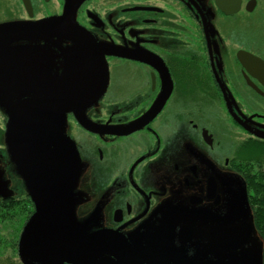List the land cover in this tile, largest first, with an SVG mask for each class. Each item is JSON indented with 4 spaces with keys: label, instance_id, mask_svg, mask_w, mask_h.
I'll return each mask as SVG.
<instances>
[{
    "label": "flooded vegetation",
    "instance_id": "obj_1",
    "mask_svg": "<svg viewBox=\"0 0 264 264\" xmlns=\"http://www.w3.org/2000/svg\"><path fill=\"white\" fill-rule=\"evenodd\" d=\"M14 25L21 29L8 31ZM0 58L7 96L8 80L91 79V98L47 96L74 107L94 98L106 67L99 99L62 115L84 160L72 192L74 201L76 189L90 199L76 209L95 220L85 234L116 231L133 264H222V253L249 242L233 251L210 237L253 224L244 176L264 149V0H0ZM28 92L6 104L17 117L15 103ZM24 198L27 222L29 195L8 197Z\"/></svg>",
    "mask_w": 264,
    "mask_h": 264
},
{
    "label": "rangeland",
    "instance_id": "obj_2",
    "mask_svg": "<svg viewBox=\"0 0 264 264\" xmlns=\"http://www.w3.org/2000/svg\"><path fill=\"white\" fill-rule=\"evenodd\" d=\"M0 69L3 72V76L0 77V89H4L6 87V72L8 70L7 64L4 58H0ZM43 76V75H41ZM123 81L127 83L129 78V73L127 72L126 68L122 71ZM51 80V79H46ZM85 83L91 84V79L84 81L81 79L71 80V78H66L59 82L58 80L55 81H16V80H8V96L5 93L0 94V113L2 114L4 120L0 122V128L3 130V135L0 134V197L8 196L11 197L13 195H18L19 197H25V194H29L33 187L30 183H26L23 179V171L24 169H38L42 173L47 172V174L51 175H59L61 173L63 175L64 172L69 168L68 160L66 155H68V149L61 142L53 133L38 128L35 125H32L28 122L23 121L20 123L19 119L13 115V112L8 110L6 104L11 101V98L18 94L22 90L34 91L35 94L44 95L45 97L50 96L53 98L56 97H67L82 100L84 98H91L89 96H85V91L89 87L85 86ZM95 84V80L92 85ZM124 88L126 89V85L124 84ZM26 103L23 104L25 109L28 111L29 114L35 116L36 118L40 119L43 122L52 125V127L58 128L60 131L63 132L65 135H70L74 133V130L70 128L69 122L66 118L62 117L65 115V112L58 109L49 107V104L41 101L31 100L28 99L25 101ZM38 106H44L46 108H41ZM48 106V107H47ZM83 115H86L83 113ZM60 116V117H58ZM62 122H59V121ZM1 121V119H0ZM4 122V123H3ZM8 122V124H6ZM253 122H257L256 118H253ZM1 131V130H0ZM234 131V130H233ZM234 134V132H233ZM235 141L236 139H231ZM86 143V142H85ZM84 143V144H85ZM82 146L83 151H85L86 146L80 144ZM85 147V148H84ZM257 153V152H256ZM253 153L252 156V163L247 168V172H252L253 175L251 177L257 176L259 173L258 163L256 162L255 154ZM41 160L42 164L33 165L32 160L38 159ZM61 158V161H60ZM264 158V157H263ZM59 159L58 163L54 160ZM263 160V159H262ZM81 166H84V160L81 163ZM84 168V167H83ZM29 172V171H25ZM32 172V171H31ZM36 174L35 172H32ZM21 176L23 179V184L19 185L18 180L15 176ZM238 183L237 191L240 192L241 198L243 203L245 204V190H244V182L242 181L241 177H236ZM246 180V176H244ZM21 179V178H20ZM225 187H229L231 184V180L229 176L223 177ZM247 181H245L246 183ZM253 184V182H252ZM42 188H47L49 191V186L47 184H42ZM76 198H75V206H73L74 221L85 227V230L82 232L90 231V225L86 222L88 220L79 218L84 215H79L76 213V209L82 207L90 200L88 197L85 196V193L80 189H76ZM94 192L92 195H95ZM74 201V198H73ZM98 199L96 200V202ZM74 204V202H73ZM28 204L26 203V207ZM247 210L249 213L248 205ZM235 209L232 208L229 216H234ZM240 213H245V211H241ZM30 213H28L29 215ZM86 217V216H85ZM27 219V218H26ZM26 222V220H25ZM20 223L18 224V226ZM22 230V229H19ZM20 233V232H19ZM19 236V235H18ZM74 237L66 236L62 237L60 241L62 242L60 248L66 245L69 241H71ZM104 239L103 236H99L94 241H88L84 244L83 247L78 248L73 256V261L80 263L78 257H83L89 252L98 253L101 250L100 244L104 243L102 241ZM11 240L10 229H8V241ZM17 241L16 239V246L13 249L9 247L8 244L0 243V264H14L18 262L16 248H17ZM113 249L116 251L115 246H112ZM60 248L55 249L56 251H44L39 258L43 261L48 260L49 258L55 256ZM262 251H263V239L262 236L257 232L255 228H253L251 237L249 242L246 243L242 248L234 253L229 254H221V261L222 264H262ZM8 261V263H7Z\"/></svg>",
    "mask_w": 264,
    "mask_h": 264
},
{
    "label": "water",
    "instance_id": "obj_3",
    "mask_svg": "<svg viewBox=\"0 0 264 264\" xmlns=\"http://www.w3.org/2000/svg\"><path fill=\"white\" fill-rule=\"evenodd\" d=\"M17 29H21V27L17 25L12 26L11 28L8 27V31ZM102 68L104 74L102 86L94 98L90 102H86V104H83L82 101H78L82 104L74 107L72 105L63 104L53 98L29 92L20 96L15 103V112L22 118L21 119L16 116L20 123L25 121L37 126L38 128L53 133L69 150L68 155H66L69 168L64 172L65 175H63L61 171H59V175L54 176L47 174L46 171H44L45 173H42L38 169L22 170L24 172V181L33 186L30 187L31 191L28 195L35 206V211L23 226L17 242V255L21 264H122V260H124V264H133V256L129 254V252L133 253L132 248L129 246V243L116 231L98 230L90 234H85V232L82 233L85 230V227L77 224L73 219V206H75V201H73L72 191L79 177L81 167L78 152L74 144L65 134H63L62 131L54 126L52 127V125H49L46 122L41 121L35 116H32L23 106V104L26 103L25 101L31 99L45 102L49 104V107H53L55 105L60 106L63 109H66L62 110L64 112L71 109L79 111L80 109L95 103L99 99L106 83L107 74L105 65H102ZM164 98L165 96H161L159 100L163 101ZM78 113V123L89 129V126L86 124V120L83 116H81L80 112ZM133 129L134 125L128 127L129 132ZM54 161L58 163L59 159H55ZM31 162L33 165L42 164L39 158L34 159ZM31 171L36 174H33ZM44 183L49 186V191L47 188L41 187ZM86 223L90 225L91 223H95V220L88 219ZM251 233L252 226L245 223L220 228V231H217V233H211L210 238L214 245L234 251L241 245L248 242ZM66 236L74 238L66 243L65 246L60 248L62 244L60 239ZM99 236L104 237L102 240L104 243L100 244V252L95 253L98 249L94 250V252H89L83 257H78L80 263L74 262L73 257H71L74 252L78 248L83 247L86 242L94 241ZM231 243L234 245H230ZM112 246H115L116 251ZM123 247L127 250L121 253ZM58 248H60V250L57 254L48 260L43 261L39 258L44 251L49 249L50 251H56L55 249Z\"/></svg>",
    "mask_w": 264,
    "mask_h": 264
},
{
    "label": "trees",
    "instance_id": "obj_4",
    "mask_svg": "<svg viewBox=\"0 0 264 264\" xmlns=\"http://www.w3.org/2000/svg\"><path fill=\"white\" fill-rule=\"evenodd\" d=\"M261 151L259 150V154H255L258 168H261L262 165L261 159H263L262 153L264 154V149L261 148ZM245 181H247L246 184L248 185V191L251 198L250 202L253 211V225L263 239L262 264H264V175L259 173L255 177L246 176ZM26 203L28 204L27 207ZM30 207L31 203L26 200V198L18 201H10L8 197L0 199V243L3 242L2 244H8L9 247H12L13 249L15 248L16 239L21 231L19 229H22V226L28 217V212L26 210ZM19 223L20 225L18 226ZM8 229H10L11 235V240L9 241ZM14 264L18 263L15 262Z\"/></svg>",
    "mask_w": 264,
    "mask_h": 264
}]
</instances>
